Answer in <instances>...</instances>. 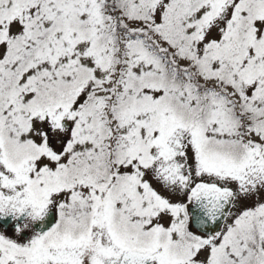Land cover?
<instances>
[{
    "label": "snow or ice",
    "instance_id": "6c2138e0",
    "mask_svg": "<svg viewBox=\"0 0 264 264\" xmlns=\"http://www.w3.org/2000/svg\"><path fill=\"white\" fill-rule=\"evenodd\" d=\"M0 264H264V0H0Z\"/></svg>",
    "mask_w": 264,
    "mask_h": 264
}]
</instances>
